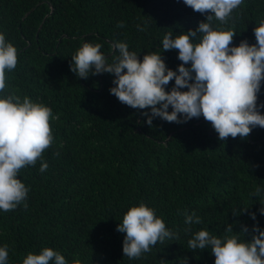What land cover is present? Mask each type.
Returning a JSON list of instances; mask_svg holds the SVG:
<instances>
[{
    "label": "trees",
    "instance_id": "trees-1",
    "mask_svg": "<svg viewBox=\"0 0 264 264\" xmlns=\"http://www.w3.org/2000/svg\"><path fill=\"white\" fill-rule=\"evenodd\" d=\"M206 15L184 0H0V31L18 49L5 92L39 100L58 115L50 122L54 142L43 152L48 168L41 172L38 159L19 173L30 188L27 208L0 212V244L9 247V264H21L43 246L77 264H181L185 257L187 264H214L210 249H188L191 232L207 228L222 235L231 224L237 232L247 226L243 235L250 239L254 224L264 227L253 195L257 185L264 186V127L220 141L203 116L181 123L155 117L149 125L146 109L110 92L114 74L85 79L70 69L82 42L101 43L111 60L116 40L126 41L141 59L161 51L167 66L177 69L178 50H163V36L195 29ZM261 17L264 0H245L223 26L236 32L233 44L255 43L253 29ZM145 22L146 30H138ZM173 84L174 79L166 90ZM141 201L179 238L129 259L117 225ZM193 211L202 223L186 231L184 213Z\"/></svg>",
    "mask_w": 264,
    "mask_h": 264
},
{
    "label": "clouds",
    "instance_id": "clouds-1",
    "mask_svg": "<svg viewBox=\"0 0 264 264\" xmlns=\"http://www.w3.org/2000/svg\"><path fill=\"white\" fill-rule=\"evenodd\" d=\"M244 2L184 0L194 11L207 15L195 29L175 36L168 32L163 36V50H178L182 63L177 69L167 66L161 51L146 52L141 59L137 51L130 50L129 44L121 40L112 43L116 54L111 60L100 50L101 43L82 42L71 55L70 69L85 79L90 74H114L110 92L122 103L146 109L142 114L149 125L155 117L181 123L203 116L211 122L220 141L229 136L247 137L252 128L264 127V113L260 111L264 103L258 104L264 82V17L253 29L255 43L244 39L233 44L236 32L223 26ZM214 20L220 24L214 26ZM118 26L124 27V22L120 21ZM146 27V22L137 24L140 31ZM17 63V47L0 31V212L21 205L27 208L30 188L19 178V173L22 168L34 166L38 159L41 172L48 168L43 152L54 142L50 122L58 119L43 102L27 95L22 97L15 91L5 92L6 73L14 70ZM173 79L174 84L166 90ZM253 195L260 201V214H264V186L257 185ZM184 215L185 225L189 226L186 231L202 223L195 211ZM250 215L255 220L256 213ZM117 230L125 233L122 250L129 259L151 251L157 242L179 238V233L168 228L156 210L143 201L127 208ZM247 231V226L242 232L234 231L231 224L222 235L200 228L191 232L188 249H210L214 264H264V227L254 224L250 239L243 235ZM187 259L181 264H187ZM0 264H9L7 244H0ZM21 264L77 262L70 261L53 247L43 246L38 251H29Z\"/></svg>",
    "mask_w": 264,
    "mask_h": 264
}]
</instances>
